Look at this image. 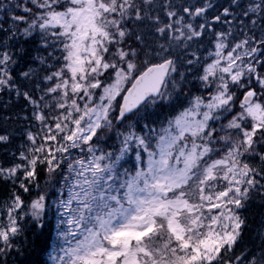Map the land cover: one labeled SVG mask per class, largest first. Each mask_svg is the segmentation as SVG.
Returning a JSON list of instances; mask_svg holds the SVG:
<instances>
[{
	"label": "snow or ice",
	"instance_id": "snow-or-ice-1",
	"mask_svg": "<svg viewBox=\"0 0 264 264\" xmlns=\"http://www.w3.org/2000/svg\"><path fill=\"white\" fill-rule=\"evenodd\" d=\"M0 264H264V0H0Z\"/></svg>",
	"mask_w": 264,
	"mask_h": 264
}]
</instances>
